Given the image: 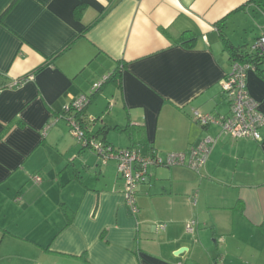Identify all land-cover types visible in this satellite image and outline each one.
<instances>
[{"label": "crops", "instance_id": "obj_1", "mask_svg": "<svg viewBox=\"0 0 264 264\" xmlns=\"http://www.w3.org/2000/svg\"><path fill=\"white\" fill-rule=\"evenodd\" d=\"M220 30L249 47L264 11L247 0H0V264H264V124L255 141L192 118L229 112ZM186 31L190 46L177 42ZM119 64L83 109L87 129L129 124L98 135L161 157L216 137L199 170L149 166L134 215L115 161L77 149L63 112ZM259 68L247 89L264 112V59ZM94 100L109 117L91 115Z\"/></svg>", "mask_w": 264, "mask_h": 264}, {"label": "built area", "instance_id": "obj_2", "mask_svg": "<svg viewBox=\"0 0 264 264\" xmlns=\"http://www.w3.org/2000/svg\"><path fill=\"white\" fill-rule=\"evenodd\" d=\"M250 50L259 56L264 55V33L260 35L250 45ZM254 65L240 60H231L230 70L221 80V87L225 99L229 106V112L225 115H213L192 110V118L200 125H217L221 133L232 138H249L261 141L262 136L259 128L264 124V112L261 111L259 104L254 100L247 89V73L254 70ZM32 77V75H29ZM107 79V75L91 84L89 93H80L72 97L70 102L64 105L63 112L72 136L81 145H89L98 155L101 162L114 160L117 173L124 179V198L129 213L134 215L138 211L136 193L138 185L147 179L149 166L153 165H186L194 170H199L205 162L209 151L216 142V137L205 134L198 142L190 145L187 151L168 152L161 157L158 152L150 151L141 153L137 148H114L101 140L91 137L87 139L86 131L83 126V116L80 115L89 102V94L99 89ZM20 80L13 81L16 85ZM88 121H94L93 117H88ZM84 121V120H83ZM50 124L46 126L49 128ZM32 179L38 182L40 178L34 175ZM194 201V199H193ZM196 220L189 219L185 223V231L194 234ZM156 229H162L164 224L159 222L155 225Z\"/></svg>", "mask_w": 264, "mask_h": 264}, {"label": "trees", "instance_id": "obj_3", "mask_svg": "<svg viewBox=\"0 0 264 264\" xmlns=\"http://www.w3.org/2000/svg\"><path fill=\"white\" fill-rule=\"evenodd\" d=\"M247 1L256 4L257 6H259L264 11V0H247ZM78 8H80V6ZM77 11H79V9H77ZM188 32L189 31H186L181 36H179L177 38V42H179V43H181L183 45H189L190 46L192 44L193 40H194V36H192V37L189 36L190 38L188 40L184 39V36L186 34H190ZM220 36H221V40H222L223 46H224V48L228 52V55H229L230 60H240L242 62L251 63V64L254 65V67H255L254 70L255 71H257V72L260 71L259 65L262 64L263 59H264V55L263 56L257 55L256 53H254L253 51H251L250 50V47H247V45H244L243 44V45H239L238 46V45L232 44L228 40V38L226 37V35L224 34V32L222 30H220ZM121 73H122V67L119 64L114 70H112L107 75V79L102 83V85L104 83L108 82V81H111V80L117 81L120 78ZM261 76L264 78V75H261ZM99 89H97L96 91H98ZM96 91L91 92L89 94V96L92 97L95 94ZM82 112L79 113V114L83 116ZM81 121L83 122V126L85 128V131H86V135H87V139L88 140L91 137H93L95 139L101 140L102 142H104L107 145H111V144L106 140L105 136L102 135V137H99L98 134H105L111 128H115L117 130L125 131L128 134H131V128L132 127L129 124H127L125 127H122V128L119 127L118 125H114V126H103V127H100L99 129H97L96 131H90L89 129H87V123H88V121H83V120H81ZM203 127H206V126L204 125ZM1 136H2V134H0V137ZM82 147H89L92 150V148L89 145H82ZM112 147H114V146H112ZM114 148H116V147H114ZM126 148H138V147L135 144H132V145H129L128 147H126ZM153 166H157V165H153ZM147 178H148V171H147ZM123 181H124V179H123ZM145 182H147V179H146ZM136 196H137V193H136ZM261 227H262V230L264 232V219H263V221L261 223Z\"/></svg>", "mask_w": 264, "mask_h": 264}, {"label": "rangeland", "instance_id": "obj_4", "mask_svg": "<svg viewBox=\"0 0 264 264\" xmlns=\"http://www.w3.org/2000/svg\"><path fill=\"white\" fill-rule=\"evenodd\" d=\"M249 47H250V45H249ZM107 83V82H106ZM105 84V83H104ZM103 84V85H104ZM110 87H111V85H107V88H109L110 89ZM88 111L91 113V115H93V116H101V117H103V116H105L106 114H107V108H105L104 109V104H102L100 101H96V100H94V101H92L91 102V104L89 105V108H88ZM106 112V113H105ZM112 116V115H111ZM107 117H109L108 115H106V117L105 118H107ZM94 118V117H93ZM94 120H95V118H94ZM114 135H119L117 132H115L114 133ZM117 137H119V136H117ZM75 139V138H74ZM76 139L74 140V142H75V146H76V148L78 149V148H80V145L79 144H81V143H79L78 141H77V143H76ZM79 143V144H78ZM83 152H87V153H92V151L90 150V148L89 147H85V149H84V151ZM161 152L159 151V154H160ZM165 154V153H164ZM166 155V154H165ZM164 155V156H165ZM163 156V157H164Z\"/></svg>", "mask_w": 264, "mask_h": 264}, {"label": "water", "instance_id": "obj_5", "mask_svg": "<svg viewBox=\"0 0 264 264\" xmlns=\"http://www.w3.org/2000/svg\"><path fill=\"white\" fill-rule=\"evenodd\" d=\"M183 250L182 249H180L179 251H178V253H180V252H182Z\"/></svg>", "mask_w": 264, "mask_h": 264}]
</instances>
